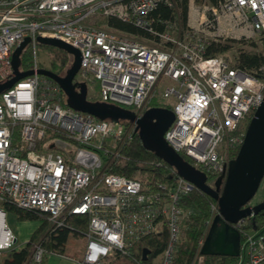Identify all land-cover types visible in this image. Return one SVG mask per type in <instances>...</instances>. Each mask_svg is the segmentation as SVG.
<instances>
[{
	"label": "built area",
	"instance_id": "obj_1",
	"mask_svg": "<svg viewBox=\"0 0 264 264\" xmlns=\"http://www.w3.org/2000/svg\"><path fill=\"white\" fill-rule=\"evenodd\" d=\"M192 1L187 0L188 18L198 28L173 32L180 20L177 0H0V82L13 76L11 52L24 37L21 51L28 47L33 70L38 67L36 36L60 39L79 51L74 82L87 86L95 81L100 101L139 116L161 86L160 96L174 99L163 139L195 168L219 174L231 147L241 143L239 124L262 99L264 49L250 72L222 55L206 56L205 46L222 37L255 35L262 44L264 0H206L202 6ZM159 3L175 12L172 19L156 18L161 29L150 15ZM109 17L146 33L108 25ZM61 97L59 85L36 72L0 91V251L21 246H14L15 234L4 220L2 206L11 204L44 212L50 231L68 226L70 215H86L78 264H104L154 231H165L166 240L147 264H173L184 216L179 199L195 186L175 171L169 182L152 185L107 171L109 161L132 139L135 123L98 119L62 104ZM216 211L212 203L197 249ZM241 221L233 223L238 230ZM240 234L232 264H260L264 234ZM50 253L63 255L47 252L37 241L24 264H41Z\"/></svg>",
	"mask_w": 264,
	"mask_h": 264
},
{
	"label": "trees",
	"instance_id": "obj_2",
	"mask_svg": "<svg viewBox=\"0 0 264 264\" xmlns=\"http://www.w3.org/2000/svg\"><path fill=\"white\" fill-rule=\"evenodd\" d=\"M177 5V16H179L182 22H185L187 0H177ZM150 15L155 19L153 25L157 29H161L163 24L156 21V18L172 19L174 18L175 12L166 4L159 3L150 12ZM107 23L108 25L133 34L140 35L146 33L144 30L132 26L129 23L122 22L114 17L107 18ZM46 45L49 48L50 55L48 66L45 68L55 73L63 74L71 62V55L62 48L49 44ZM227 47L228 44L226 43L211 41L206 44L204 54L206 56L222 55L229 58L222 54L227 50ZM262 48L264 49V36L262 38ZM262 58L261 52L256 51L248 44L235 48L229 59H232L241 68L251 72L262 61ZM31 63L30 52L25 49L20 51L19 67L26 69L30 67ZM61 95V103L66 105L65 95L62 90ZM153 98V96L150 97L145 108L156 105L166 106L171 109L170 105L163 104L157 100L152 101ZM237 148L238 146L231 147L229 150V157L235 155ZM179 155H181L183 159L189 161L183 154L179 153ZM107 171L126 176H136L142 182L152 185L155 181L169 182V177L175 170L152 151L144 148L137 132H135L132 139L122 146L120 155L109 161ZM216 176L217 174L207 173L206 182L211 185ZM262 199H264V196L253 202L250 200V204L256 203ZM212 203H215L214 199L196 187H193L180 197L179 204L183 208L184 216L180 224L181 239L177 244V249L173 257V264H232L237 259V256L202 254L199 253L197 249V240L202 234L204 221L209 216ZM5 208L14 211L17 219H38L39 223L33 228L28 238L20 247H14L7 251H0V264H24L29 257L33 244L37 241L41 243L42 247L47 252L52 251L60 254H67L68 252L66 251L68 246L66 242L69 236L76 238L80 236L82 238V233L86 229L87 217L84 214L70 215L67 217L68 226L56 227L50 231L49 221L44 212L34 208H21L11 204H6ZM252 230H259L264 234V207L260 208L256 213L242 218L239 232ZM165 240V231H154L131 244L127 248L126 253H113L104 264H129L134 263L135 259L140 263L147 264L153 256L160 252ZM240 240H242L241 234ZM80 247L77 248L80 249ZM142 247L148 249L145 259L141 258ZM44 257L45 256L42 257L41 264H44Z\"/></svg>",
	"mask_w": 264,
	"mask_h": 264
},
{
	"label": "water",
	"instance_id": "obj_3",
	"mask_svg": "<svg viewBox=\"0 0 264 264\" xmlns=\"http://www.w3.org/2000/svg\"><path fill=\"white\" fill-rule=\"evenodd\" d=\"M39 43L64 49L71 55V62L63 74L45 68L20 70L19 53L28 37H24L11 52L13 76L0 82V91L33 72L45 75L55 81L65 95V102L75 110L88 113L99 119L113 121L128 119L135 123L134 129L144 148L152 151L175 172L189 180L196 188L214 199L217 211L212 216L207 233L198 251L202 254L236 256L240 246V232L233 225L239 219L256 213L264 207V199L250 204L264 175V93L260 103L253 110L234 156L227 160L226 168L219 173L212 184L206 182V174L195 168L163 139V131L173 118V111L166 106H148L139 116L129 108L105 101H90L86 97L84 82H73L79 66V51L72 45L49 36H36ZM148 249L141 248L145 259Z\"/></svg>",
	"mask_w": 264,
	"mask_h": 264
},
{
	"label": "rangeland",
	"instance_id": "obj_4",
	"mask_svg": "<svg viewBox=\"0 0 264 264\" xmlns=\"http://www.w3.org/2000/svg\"><path fill=\"white\" fill-rule=\"evenodd\" d=\"M206 0H193L192 3L196 6H202L203 4H205ZM188 25H193V27L190 29L188 27ZM198 28V25L196 26V23L194 21H192L191 18H188V6H187V14H186V19L185 22H182L181 19L178 20V22L176 21L175 24L173 25L172 31L175 32L176 30L179 29L180 32L184 31V30H193ZM200 28V27H199ZM199 33H202L200 30H198ZM220 42L226 43L228 44L227 50L225 52H223V55H226L227 57H231L233 50H235V48L239 47V46H246L248 44H250L252 46V48H257L259 51L262 50V44L261 41L259 40L258 36L255 35L249 39H235V38H230V37H222L219 38ZM28 50V47L25 48ZM49 48L46 44H42L37 42L36 43V47H35V57H36V61H37V65L38 67H46L48 66V61H49ZM159 88H156L155 90V94L153 95V100H157L160 101L163 104H167L170 105L172 107L174 99L169 96V97H161L159 94ZM86 97L88 98V100L90 101H98L99 100V96H98V85L97 83L91 82L88 83L86 86ZM249 119H246L245 121H242L239 125L241 126V128L244 130L245 126L247 124ZM243 123V124H242ZM242 124V125H241ZM264 196V175L260 181V184L256 190V192L254 193L253 197L251 198V202L258 200L260 197ZM1 205V204H0ZM4 208L5 211V224L10 227L12 229V231L15 234V240H14V246H18L20 244H22L25 240H23L24 237L29 236L30 232L33 230L32 225L33 224H38L39 220L38 219H32V220H28V221H24L25 219H17L16 215L14 213V211H12L11 209H7L4 206H2ZM30 229V230H29ZM67 243V254H72L73 257H78L80 255V249H78L77 247H80L81 243H82V238L79 237H73V236H69ZM69 254V256H71ZM65 255V254H64Z\"/></svg>",
	"mask_w": 264,
	"mask_h": 264
},
{
	"label": "crops",
	"instance_id": "obj_5",
	"mask_svg": "<svg viewBox=\"0 0 264 264\" xmlns=\"http://www.w3.org/2000/svg\"><path fill=\"white\" fill-rule=\"evenodd\" d=\"M24 221H28V219H25L22 222H24ZM36 225L33 224L32 226L36 227ZM26 239H27V237L23 238V240H26ZM78 257L69 256V254L59 255V254L50 253V254L45 255L44 264H78L77 263ZM260 264H264V260Z\"/></svg>",
	"mask_w": 264,
	"mask_h": 264
},
{
	"label": "bare ground",
	"instance_id": "obj_6",
	"mask_svg": "<svg viewBox=\"0 0 264 264\" xmlns=\"http://www.w3.org/2000/svg\"><path fill=\"white\" fill-rule=\"evenodd\" d=\"M246 127V126H245ZM245 130V129H244ZM230 158V157H229ZM218 175V174H217ZM21 245V244H20Z\"/></svg>",
	"mask_w": 264,
	"mask_h": 264
}]
</instances>
